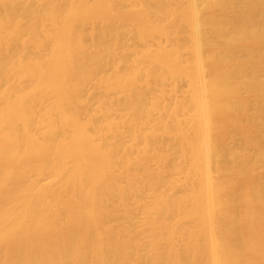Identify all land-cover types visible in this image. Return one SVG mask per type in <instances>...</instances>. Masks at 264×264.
Here are the masks:
<instances>
[{
  "label": "bare ground",
  "instance_id": "6f19581e",
  "mask_svg": "<svg viewBox=\"0 0 264 264\" xmlns=\"http://www.w3.org/2000/svg\"><path fill=\"white\" fill-rule=\"evenodd\" d=\"M0 264H264V0H0Z\"/></svg>",
  "mask_w": 264,
  "mask_h": 264
}]
</instances>
